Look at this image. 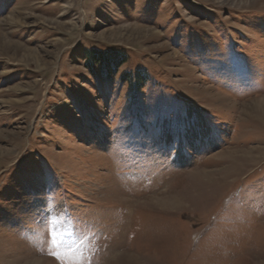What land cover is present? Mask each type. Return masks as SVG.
Wrapping results in <instances>:
<instances>
[{
  "label": "rangeland",
  "instance_id": "1",
  "mask_svg": "<svg viewBox=\"0 0 264 264\" xmlns=\"http://www.w3.org/2000/svg\"><path fill=\"white\" fill-rule=\"evenodd\" d=\"M263 96L264 0H0V264H264Z\"/></svg>",
  "mask_w": 264,
  "mask_h": 264
},
{
  "label": "trees",
  "instance_id": "2",
  "mask_svg": "<svg viewBox=\"0 0 264 264\" xmlns=\"http://www.w3.org/2000/svg\"><path fill=\"white\" fill-rule=\"evenodd\" d=\"M90 58L94 61L100 62L103 66L111 67L112 70H116L123 62H125V55L118 51L113 50H98L93 49L90 51Z\"/></svg>",
  "mask_w": 264,
  "mask_h": 264
},
{
  "label": "bare ground",
  "instance_id": "3",
  "mask_svg": "<svg viewBox=\"0 0 264 264\" xmlns=\"http://www.w3.org/2000/svg\"><path fill=\"white\" fill-rule=\"evenodd\" d=\"M131 28H132V26H131ZM132 29H134V30H136V32L139 34H141L142 33V31H144L143 29H142V27L141 26H133V28ZM264 97V96H263ZM258 99V98H257ZM219 100H221V101H223V102H227V99H222V98H219ZM254 101V100H253ZM254 106H255V108H257V110H262V111H264V100H256L255 102H254V104H253ZM245 153H247L248 154V152H245ZM120 193V192H119ZM170 202H172V203H175V204H179V203H181V199L180 198H174V199H172V200H170ZM44 259V258H43ZM45 261H51L50 259H48V258H45L44 259Z\"/></svg>",
  "mask_w": 264,
  "mask_h": 264
}]
</instances>
